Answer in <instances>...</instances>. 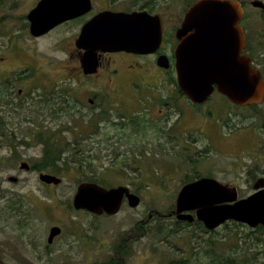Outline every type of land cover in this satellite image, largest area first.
<instances>
[{
	"label": "rangeland",
	"instance_id": "374dc122",
	"mask_svg": "<svg viewBox=\"0 0 264 264\" xmlns=\"http://www.w3.org/2000/svg\"><path fill=\"white\" fill-rule=\"evenodd\" d=\"M32 1L19 0V6L9 8L8 0H0V80L8 79L11 73L4 70L11 69L13 79L8 86H15L11 92L13 96H7V87L1 83L0 97L2 100L6 96L13 98L16 103L26 98L33 101L39 95H48L47 89L50 91L54 84H62L60 88L65 90L77 84L84 85L79 88L80 102L74 104L72 115L48 114L34 119L29 111L32 106L16 109L0 101V121L6 122L7 130L15 137L14 140L0 137V185L4 188L0 208L15 215L13 230L7 232L13 235L18 248L25 252L29 234L39 241L48 234L50 226L59 225V222L72 227L81 221L86 227L94 221L95 262L110 254L117 237L133 235L128 241L133 247L129 264H160L173 260V264H180L178 261L182 257L190 258L188 264H224V258L235 259V264H264V229L228 222L217 230L205 232L196 224H177L176 219L174 221L168 215L175 208L186 176L216 174L223 183L237 186L240 197L254 191V176L264 170V101L258 106L242 107L215 92L205 104H194L186 95L180 94L171 107L163 106L159 99L156 103L144 102L140 113L142 129L134 133L131 127L121 128L123 119L119 117L120 108H115L116 99L102 92L100 102L115 109L112 120L101 122L98 131H93L98 123L91 119L94 108L88 98L99 93V89H106L109 81L87 78L74 68L78 60L74 44L80 29L78 24H62L42 37L31 36L25 20ZM136 1L138 7L141 3L146 7L168 0H97V4L123 9ZM169 1L175 13L182 14L194 0ZM243 1L242 26L247 29L250 41L257 43L264 52V10L253 7L252 0ZM260 69L264 72V59ZM24 70L28 78L16 79V73ZM149 82L155 83L157 78ZM97 83L99 89L95 86ZM169 83L166 77L159 79L162 95H168ZM123 94L129 103H137L135 97L129 98L132 96L129 92ZM134 106H123V109L130 112ZM207 125H213L217 132ZM235 127L240 129L234 135H228L236 131ZM59 129L63 131H57ZM218 132H222L221 136ZM39 133H56L51 140L63 144L79 139L78 146L89 151L94 141L100 142L99 149L92 153L98 155L92 158L96 173L102 174L106 169L115 172L116 175L110 176V183L128 185L141 196L140 205L131 207L125 202L118 214L96 216L95 219L86 212L75 210L71 207L73 195L81 180L87 178L86 171L80 170L78 163H70L66 169L60 162L57 175L63 180L52 186L42 183L36 172L19 169L22 160L34 164L43 155ZM20 140L25 143L11 145ZM15 151L18 155L14 160L11 155ZM135 165L140 169H135ZM216 168L220 171L215 172ZM10 175L17 176L18 181H10ZM140 228L144 233L141 239L135 237L138 230L141 232ZM171 228H180V231L166 236ZM215 240L218 248L213 243ZM153 248L155 252L151 253ZM184 248L189 249L190 254L185 253ZM215 249L221 257L214 263ZM79 254V263H76L84 264L81 261L87 259V252L80 250ZM156 259L165 261L156 262ZM21 262L17 258L8 264H24Z\"/></svg>",
	"mask_w": 264,
	"mask_h": 264
},
{
	"label": "water",
	"instance_id": "95a60500",
	"mask_svg": "<svg viewBox=\"0 0 264 264\" xmlns=\"http://www.w3.org/2000/svg\"><path fill=\"white\" fill-rule=\"evenodd\" d=\"M251 4L264 9V0H252ZM91 8V0H40L27 15L30 33L44 35ZM244 14L241 0H196L187 9L177 30L176 71L179 89L193 103H206L216 90L238 106L260 104L264 100V76L243 52L246 47L241 25ZM158 19L159 15L147 10H103L94 15L82 26L75 41L82 50L83 73L91 75L98 71L100 52L155 53L162 41ZM166 61V55L158 58L161 66L168 67ZM20 168L28 170L30 165L23 161ZM39 178L47 184L62 182L61 177L50 173H41ZM17 179L9 177L13 182ZM253 187V193L240 198L236 186L201 177L181 187L176 199V216L189 222L196 217L208 230L228 221L252 228L264 226V178L255 181ZM126 198L131 207L140 205L141 196L127 185L106 187L83 181L78 184L72 203L76 210L114 215L120 212ZM191 210L196 212L195 216ZM60 231L58 226L53 227L49 240Z\"/></svg>",
	"mask_w": 264,
	"mask_h": 264
},
{
	"label": "flooded vegetation",
	"instance_id": "af4514ba",
	"mask_svg": "<svg viewBox=\"0 0 264 264\" xmlns=\"http://www.w3.org/2000/svg\"><path fill=\"white\" fill-rule=\"evenodd\" d=\"M39 1L40 0H33L29 7L30 10L33 9ZM91 1H92V8L90 11H88L87 13L77 18L67 20L57 25L56 27L62 24H64V26L70 25V24H78V27H80L79 32H78V35H79L82 26L88 20H90L94 15H96L97 13L103 10L126 11V12L147 10L151 14L159 15L160 19H158V22L160 21V25L162 28L161 45L155 53L140 54V53L129 52V51L100 52V65L98 67V71L91 75H84L87 78L98 77V79H107V81H109L108 87L106 89L101 88L100 90L99 89L100 85L98 83L95 84V86L99 89L98 90L99 93H96L94 94L93 97L88 98V102L92 105V108H94L93 109L94 111L91 115V119L94 120L93 123H98L96 129L93 131H96V132L98 131L101 122L103 123V122L111 121L112 120V110L118 107L120 108V113H119L120 118H122L123 120H126L127 118L130 119L135 115L137 117V120L140 121V124H141L143 122V118L140 113L144 109L143 107L144 102H148L151 104V102L156 103V101L159 99L160 101H162L163 106H168V107L173 106L175 103L176 97L179 94L185 95L183 92H181V90L178 87V84L176 83L177 81L176 72L177 71H176L175 49L179 42L177 38V30L182 24V21L186 14L187 9L190 7V5L195 0L183 9L182 14L175 13L173 4L169 0L167 2L158 3V4L156 2H153L150 6L147 5L146 7L143 5V3H141L140 7H138L137 6L138 1H136V3L133 4L131 7L123 8V9L114 8L109 5H99L97 4V0H91ZM112 1L115 2L116 0H112ZM241 1L244 6L245 2L243 0ZM8 3H9V8L19 6L20 4L19 0H8ZM242 22L243 20L241 21V25H242ZM25 23L30 30L29 20L26 19ZM243 27H244L245 35H246V47L243 50V52L251 58L252 64L255 67L260 69L263 63V59H264V52L260 50L261 48L257 45V43H252L250 41L247 29L245 28L244 25ZM55 28H53L48 33L52 32ZM78 35H76L74 38V44H75V41ZM42 36H36V37L38 38ZM77 51H78V54H77L78 60H77V65L74 68L78 69V72L80 71L82 74H84L82 67H81V62H80L82 50L77 48ZM161 55L167 56L166 62L168 63V67L159 65L158 58ZM7 70H9L11 75L8 79H5L4 81L0 80V87H1V83H3L5 85L4 87H7V96H13L11 92L14 90L15 86L13 85L12 87L8 86L9 84H11L12 79H13L12 77L13 70L6 69L4 71H7ZM262 73L264 74L263 71ZM15 76H16V79L17 78L18 79L28 78L26 70L22 71V73L17 72ZM161 77L168 78L170 82L167 96L162 95L161 90L158 87V82ZM154 78H157V82L155 83L149 82V80H152ZM81 84L82 86L84 85L83 83ZM35 86L39 87L38 85H35ZM82 86L77 84L76 86L69 88V90L67 89V95L71 98V101L74 104L75 103L78 104L80 102L78 91H79V88ZM18 91H19V94L22 93L21 88H19ZM124 91H127L130 94H132V96L129 98L135 97L134 100L137 103L136 104L129 103L127 101L128 99L126 100V98H124V94H123ZM102 92L116 99L115 100L116 107L114 109H112L110 105L100 102L99 94ZM6 97L4 100H2V98L0 97V101L2 103H5L6 105L13 106L16 109H20L19 107L21 106H23L22 108H24L27 105L31 107L32 103L39 102V98L35 100L33 99V101H32V98H31V101L26 98L16 103V101L13 98H9V97L6 98ZM91 100H93V102H91ZM131 105L132 106L135 105L132 111L130 112L124 111L123 106H131ZM162 110L163 109H161V117L164 116V113ZM29 111L31 110L29 109ZM35 113L37 114L38 111L36 110ZM0 117L2 118V116ZM23 117L25 119L26 115ZM141 125H136V128H138L136 130L133 128V125L130 127L132 130H135L134 133H138L142 129ZM207 126L214 127L213 125H207ZM238 128L239 127H235L236 131L229 133L228 135H231V134L234 135L237 132V130L240 129ZM215 130L217 132V128H215ZM0 132H1L0 137H3V136L12 137L13 136V133L11 134V132L7 130L6 122H4V120L0 121ZM217 134L218 136H221L222 132L221 133L218 132ZM74 142H76L77 146L79 145V139H76ZM103 142L104 141L101 140V143ZM99 146H100V142L94 141L93 145L90 147V151L89 150H85V151H88L89 153L92 154L94 153V151H97L99 149L98 148ZM23 161L25 160H22L20 162L19 169H21L20 166ZM135 161L138 162L137 159H135ZM25 162H28V161H25ZM29 165H30V169H28V171L29 170L34 171L38 175H40L41 173H50V174L58 176L57 171H53L50 169H39L35 166V164L29 163ZM134 168L140 169L139 166H136V165ZM214 171L218 172L220 171V169L216 168ZM260 171L262 172H260L258 176H254V179H256L255 181H257L259 178H264V170L261 169ZM10 176H14V175H10ZM201 177H212V178L219 180L216 174H211V173H207L205 175L196 174L193 176H186V179H184L185 181L184 184L195 181ZM44 184H47V183H44ZM47 185L52 186L55 184L51 183ZM0 190H1V196H0V200H1L4 197V188L1 185H0ZM72 206L73 205L71 204V207ZM175 208H176V204H175ZM175 208L169 211L168 215L174 218V221L176 219L177 224H188V226L191 224H196V226L201 227L203 231L205 232L208 231L204 223L200 221L199 219H197L196 217L192 222L178 219L175 213ZM79 211L86 212V214L91 216L93 219H95L96 216L107 215V214L97 215V214L91 213L86 210H79ZM189 212L193 214L194 216L196 214L194 210L193 211L191 210ZM108 216H111V215H108ZM93 222L94 221H90L86 227L83 224L81 225V221H77L75 224H73L75 226H72V227H66L63 223L59 222L60 223L59 225L56 224V225L50 226L48 234L43 236L39 241L33 236H31V234H29L27 236V241L25 243L27 246V249L25 252H23V250L21 251V249L18 248V245L16 244L15 238L13 237V235L7 232L8 229L10 231L13 230L14 223H15V215L10 210H6L5 208L2 207V209L0 208V264H8V262L15 261L17 258H19V260L22 261L21 263H24V264H77L76 261L79 263L80 250L87 252V259H83L81 261L82 263L95 264L96 262L93 259V252L95 249V230H94L95 227L93 225ZM137 223L139 224V222ZM55 226H58L61 231L59 234L53 237L52 241H50L49 240L50 232H51V229ZM217 229H214V230H217ZM140 230L141 232L138 230L137 234L135 235V237H138L139 239H141V237L144 235L143 229L140 228ZM179 231H180V228L178 229L171 228L170 231L168 230V232L166 233V236H173L177 234ZM132 236L133 235H129V236L120 235L119 237H117L114 245L112 246V249L110 250V254L106 258H104L102 261H98V262H105L107 264H129V260L133 257V253H132L133 247L132 245L129 244L128 241L132 238ZM154 252H155V248L152 249L151 253H154ZM184 252L185 253L189 252V249L184 248ZM184 260H190V258L182 257L178 262H181ZM155 261L163 262L165 260L158 261V259H156ZM173 263H174V260L172 262L169 261V262H164L160 264H173ZM154 264H158V263H154Z\"/></svg>",
	"mask_w": 264,
	"mask_h": 264
},
{
	"label": "trees",
	"instance_id": "16d2710c",
	"mask_svg": "<svg viewBox=\"0 0 264 264\" xmlns=\"http://www.w3.org/2000/svg\"><path fill=\"white\" fill-rule=\"evenodd\" d=\"M62 85L60 84H54V86H51L50 91L47 89V87H43L44 89H47L48 95H39V102L32 103L30 108V116L34 119L42 118V116H54L60 115L62 113L72 115L74 103L71 101V98L67 95V90L61 89ZM49 91V92H48ZM252 106H258L257 104H254ZM23 107V106H21ZM38 111L36 114L35 111ZM133 125V128L136 130V125H141L140 121L137 120V117L134 115L132 118H127L126 120H123L121 123V128H128ZM57 131H63L62 129H59ZM46 133V132H45ZM1 134V132H0ZM39 133L38 139L42 142L43 145V155L35 161V166L39 169H50L53 171H58L60 169V162L65 166L66 169L68 168V164L70 163H78V167L80 170H84L87 173V178L85 181H94L98 182L104 186H112L114 184L110 183L111 175H116L115 172H112L109 169H106L102 172V174H97L96 170L94 169L92 158L98 155H94L89 153L88 151H85L84 149L80 148L76 145V142L68 141L66 143L59 142L58 140L56 142H53L51 140L52 135H55L56 133L52 134H44ZM10 139L14 140L15 137H9ZM25 143L23 140L11 142L12 146ZM80 143V141H79ZM78 144V143H77ZM72 145V146H71ZM71 146V147H70ZM88 154V159L85 156V154ZM68 154V155H66ZM18 155V152L15 151L13 155H11V158L15 160V157ZM62 165V166H63ZM91 172V173H90ZM84 181V180H81ZM259 229H264V226H260ZM213 243H218L216 240L213 241ZM218 248V246H216ZM217 249H215V257L213 258V262L215 263L218 261L221 257L220 254L216 253ZM211 255V254H210ZM212 256V255H211ZM211 258V261H212ZM189 260L181 261L180 264H188ZM211 263V262H210ZM236 260L231 259L229 261L227 258H224V264H235ZM95 264H107L105 262H96ZM212 264V263H211ZM223 264V263H222Z\"/></svg>",
	"mask_w": 264,
	"mask_h": 264
}]
</instances>
